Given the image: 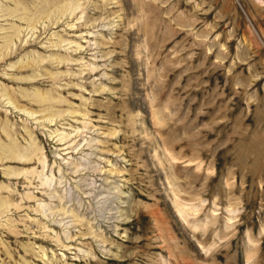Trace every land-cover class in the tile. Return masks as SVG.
I'll list each match as a JSON object with an SVG mask.
<instances>
[{
    "label": "rangeland",
    "instance_id": "1",
    "mask_svg": "<svg viewBox=\"0 0 264 264\" xmlns=\"http://www.w3.org/2000/svg\"><path fill=\"white\" fill-rule=\"evenodd\" d=\"M0 264H264V0H0Z\"/></svg>",
    "mask_w": 264,
    "mask_h": 264
}]
</instances>
